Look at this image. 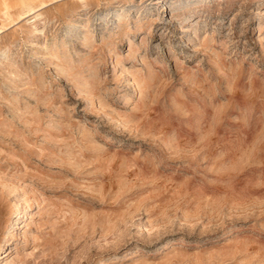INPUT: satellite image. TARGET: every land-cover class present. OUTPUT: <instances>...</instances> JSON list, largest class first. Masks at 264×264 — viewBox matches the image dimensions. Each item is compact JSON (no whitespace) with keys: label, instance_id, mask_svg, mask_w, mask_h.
Masks as SVG:
<instances>
[{"label":"rangeland","instance_id":"rangeland-1","mask_svg":"<svg viewBox=\"0 0 264 264\" xmlns=\"http://www.w3.org/2000/svg\"><path fill=\"white\" fill-rule=\"evenodd\" d=\"M0 264H264V0H0Z\"/></svg>","mask_w":264,"mask_h":264}]
</instances>
